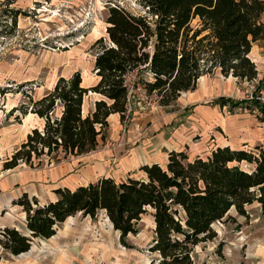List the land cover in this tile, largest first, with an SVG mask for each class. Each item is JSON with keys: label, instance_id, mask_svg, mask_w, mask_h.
I'll use <instances>...</instances> for the list:
<instances>
[{"label": "trees", "instance_id": "trees-1", "mask_svg": "<svg viewBox=\"0 0 264 264\" xmlns=\"http://www.w3.org/2000/svg\"><path fill=\"white\" fill-rule=\"evenodd\" d=\"M139 3L142 14L108 7L107 35L95 43L100 50L94 86L84 87L76 72L70 79L61 77L45 97L31 100V112L44 120V126L27 136L4 162V171L21 164L41 167L45 157L51 164L96 151L106 138L110 116L119 114L122 123L127 120L125 75L130 71L152 74L151 80L142 74L140 79L148 97H156L163 108L195 91L201 77L217 71L241 81L258 78L250 54L254 43L264 45V0ZM90 93L99 98L94 110L85 113ZM219 102L224 106L228 100ZM256 151L218 147L206 158L194 159L172 151L164 165L142 166L141 178L103 177L73 190L58 188L56 199L46 204L24 193L13 204L26 214L27 233L10 227L0 230V247L20 256L31 250L34 240L52 239L74 216L95 218L101 212L127 246L128 237L137 235L140 222L151 215L155 229L148 264H199L197 247L217 237L213 225L231 210L246 216L247 206L257 203L264 213V149L257 146ZM243 163L254 169L245 170Z\"/></svg>", "mask_w": 264, "mask_h": 264}, {"label": "rangeland", "instance_id": "rangeland-1", "mask_svg": "<svg viewBox=\"0 0 264 264\" xmlns=\"http://www.w3.org/2000/svg\"><path fill=\"white\" fill-rule=\"evenodd\" d=\"M114 5L134 14L144 11L139 0H0V90H4L0 95V230L10 227L27 233L26 214L13 204L25 192L30 198L46 204L56 199L55 189L59 187L75 189L103 177L120 181L144 176L140 171L144 165L128 169L122 164L130 155V149L144 141L124 138L127 123L122 127L112 123L105 141H100L98 152H111L109 159L88 161L89 157H70L48 164L45 157L41 167L21 164L11 172L3 168L4 162L21 147L27 136L44 126V120L31 112V100L45 97L61 77L70 79L76 72L81 73L84 87L90 88L98 81L94 65L100 48L95 43L106 37L108 7ZM197 24L195 21L193 26ZM250 58L259 72L254 81L227 80L219 71L205 76L209 81L232 89L204 103L211 106L219 102L221 96L231 102L230 107L222 109L219 120L196 121L189 126L190 114L186 116L178 102L163 108L156 97L151 98L154 107L145 112L164 117L172 114L177 115L175 120L183 119L175 121L176 126L166 125L173 127L167 141L171 152H184L194 159L206 158L226 144L255 154H258L257 146L264 149V110L249 99L260 90L264 91L262 41L253 44ZM140 74L151 79L145 70ZM98 98L95 94L88 95L85 113ZM59 113L57 110L56 116ZM224 119L246 127L240 133L229 131ZM169 153L164 148L158 154L154 152L149 161L162 162ZM69 163L70 170H74L73 182L54 183L52 170ZM242 167L247 171L254 169V165L248 163H243ZM34 174H40L41 179H23ZM246 210L247 215L241 216L233 209L223 221L213 225L217 237L196 249L199 264H264V213L257 203L247 206ZM154 229L153 217L145 216L140 222L139 233L130 235L125 246L104 212L95 218L78 214L60 225L52 239L34 240L28 253L13 256L0 247V264H148Z\"/></svg>", "mask_w": 264, "mask_h": 264}, {"label": "crops", "instance_id": "crops-1", "mask_svg": "<svg viewBox=\"0 0 264 264\" xmlns=\"http://www.w3.org/2000/svg\"><path fill=\"white\" fill-rule=\"evenodd\" d=\"M205 76L200 78V80L198 81L197 89L195 91L183 93L182 96L177 101L180 109L185 110V113L187 114L186 116L190 114L187 120L188 125L189 123H196V121L204 123L205 121L219 120L222 109H227L228 107H230L231 102L229 101L224 106L220 102H217V103L215 102L211 106H205L207 104H204V103L213 101L217 99L221 93H227L232 90L231 87L226 88V86L223 87L222 84L220 83L209 81ZM149 77L152 79L150 75ZM229 79L237 80V78H234L232 76L227 78V80ZM221 98H224V97L221 96ZM95 102L93 106H91V109L89 112H92L94 110ZM240 105H246V104H240ZM176 117L177 115H172V114H169L168 116L164 117V115L154 114L152 112L147 113L145 111L139 110V108H136L130 114L128 119L123 123L120 121L119 114L111 115L109 118V126H111L112 123H114V126L121 125L122 127V124L127 123L125 127H127L128 130L126 131L124 138L129 139L130 137H132L133 140H139L140 142L144 140L141 144L137 145L136 148L130 149L129 151L130 155L128 156L126 160H123L124 161L122 163L123 166L129 169V167L138 168L142 165H151L152 163H159V164L164 165L168 160V156H166V160L162 162L160 161L153 162L151 161L152 160L151 155L154 152H157V154L160 153L161 151H163L164 148L167 149L168 152H171L167 148V143H168L167 141L169 139L168 136L170 135V129L171 128L173 129V127H166V125H168V123H172V125L176 126L175 121L183 120L182 118H179V120H175ZM224 122H225L224 126L226 127V129H228L229 131L237 132V133H240V131H243L246 127V125L236 124V121H232V120L224 119ZM147 125H149L148 129H146ZM125 143H128V141ZM224 146H227V144ZM98 148L96 151L92 153H89L84 156H79V157H89L88 161H91L92 159L95 160V159H102V158L103 159L110 158L109 155H111V152L105 153V154L101 152L99 153ZM158 149L160 151H158ZM149 159L151 160L149 161ZM70 166L71 164L69 163L66 165L55 167L51 173V180H53L54 183L55 182L58 183V182L65 181V180L67 181L66 184H68V182H73V179H71V176L74 175L73 174L74 170L72 169L70 170L69 168ZM17 168L12 169V170H7V172L14 171ZM33 178L41 179V175L40 174L38 175L34 174L33 176L26 175V177H24L23 179L29 181V180H33ZM79 186H83V185H79ZM65 188L71 189L69 186H66Z\"/></svg>", "mask_w": 264, "mask_h": 264}, {"label": "built area", "instance_id": "built-area-1", "mask_svg": "<svg viewBox=\"0 0 264 264\" xmlns=\"http://www.w3.org/2000/svg\"><path fill=\"white\" fill-rule=\"evenodd\" d=\"M149 75L152 77V74L149 73ZM140 77L139 70L130 71L125 75V84L128 88L127 119L136 108L147 111L154 107V102L146 94L145 85ZM249 99L264 110V91L260 90L259 93L251 95Z\"/></svg>", "mask_w": 264, "mask_h": 264}, {"label": "water", "instance_id": "water-1", "mask_svg": "<svg viewBox=\"0 0 264 264\" xmlns=\"http://www.w3.org/2000/svg\"><path fill=\"white\" fill-rule=\"evenodd\" d=\"M90 94H92V93H90Z\"/></svg>", "mask_w": 264, "mask_h": 264}]
</instances>
